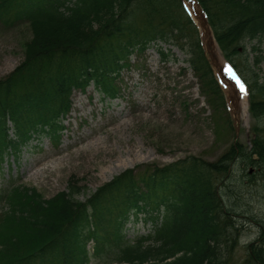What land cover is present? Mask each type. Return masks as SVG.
Segmentation results:
<instances>
[{
    "label": "trees",
    "instance_id": "obj_1",
    "mask_svg": "<svg viewBox=\"0 0 264 264\" xmlns=\"http://www.w3.org/2000/svg\"><path fill=\"white\" fill-rule=\"evenodd\" d=\"M196 1L247 87L250 116L264 122V80L245 77L232 60L241 43L259 47L264 40V0ZM0 21L24 23L31 33L22 62L0 79V166L34 138L58 141L74 92L92 85L104 99H115L129 57L152 45L183 52L188 40L186 62L201 94L225 105L182 0H0ZM157 52L165 58L161 47ZM261 60L256 56L253 66ZM258 130L247 149L235 141L215 161L190 157L126 170L85 201L78 200L84 187L72 179L48 199L15 179L6 182L0 189V264H89L93 257L102 264H228L243 217L225 208L218 185L235 166L243 176L264 175V131ZM141 212L152 230L129 240L124 225ZM246 249L243 264H264V232Z\"/></svg>",
    "mask_w": 264,
    "mask_h": 264
},
{
    "label": "rangeland",
    "instance_id": "obj_2",
    "mask_svg": "<svg viewBox=\"0 0 264 264\" xmlns=\"http://www.w3.org/2000/svg\"><path fill=\"white\" fill-rule=\"evenodd\" d=\"M185 4L197 23L224 107L219 98L201 94L200 82L186 62L188 40L182 43L183 52L172 44L152 45L129 57L128 68L122 69L116 80L118 99L104 100L92 86L85 93L74 92L70 111L61 122L59 143L56 145L48 137L34 138L22 148L17 159L7 156L0 166V189L13 178L48 199L66 191L72 179L84 187L78 200L85 201L126 170L161 167L190 157L215 161L235 141L249 148L255 126L263 133L264 122L250 116L246 88L222 57L199 7L189 1ZM30 37L24 23L0 21V79L22 62ZM157 46L165 58L159 55ZM253 47L257 51L253 52ZM238 48L232 60L241 73L264 80V40L259 47L254 42H244ZM256 56L263 60L253 66ZM220 64L225 72L219 71ZM228 77H234L239 87L232 85ZM262 176H243L239 166H235L218 185L225 208L243 217L238 221L242 230L228 264H243L247 245L264 232ZM136 219L130 218L123 228L127 239L147 234L151 229L143 221V214ZM91 247L90 243L89 251ZM90 264L102 263L93 257Z\"/></svg>",
    "mask_w": 264,
    "mask_h": 264
},
{
    "label": "bare ground",
    "instance_id": "obj_3",
    "mask_svg": "<svg viewBox=\"0 0 264 264\" xmlns=\"http://www.w3.org/2000/svg\"><path fill=\"white\" fill-rule=\"evenodd\" d=\"M195 11H196V9H195ZM196 21H198V24H199V23H200V24L202 23V21H201L200 19H198V18H197ZM217 67H218V66H217ZM218 69L221 70V71H223V72H225V68H224L221 64L219 65ZM228 79H229V82H230L232 85H234V86H236V87H239V84H238V82L236 81L235 78L228 77Z\"/></svg>",
    "mask_w": 264,
    "mask_h": 264
},
{
    "label": "snow or ice",
    "instance_id": "obj_4",
    "mask_svg": "<svg viewBox=\"0 0 264 264\" xmlns=\"http://www.w3.org/2000/svg\"><path fill=\"white\" fill-rule=\"evenodd\" d=\"M241 91H243V86H241Z\"/></svg>",
    "mask_w": 264,
    "mask_h": 264
}]
</instances>
